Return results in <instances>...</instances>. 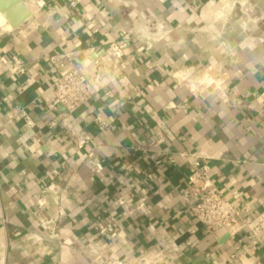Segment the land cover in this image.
Here are the masks:
<instances>
[{"label":"crops","instance_id":"crops-1","mask_svg":"<svg viewBox=\"0 0 264 264\" xmlns=\"http://www.w3.org/2000/svg\"><path fill=\"white\" fill-rule=\"evenodd\" d=\"M22 3L29 17L0 35V264H232L246 246L239 264H264V0ZM112 42L129 54L115 59ZM59 54L114 63L116 82L71 114L55 111L49 57ZM66 124L89 134L82 149ZM195 161L221 194L251 202L241 233H207L192 216L181 191Z\"/></svg>","mask_w":264,"mask_h":264},{"label":"built area","instance_id":"built-area-1","mask_svg":"<svg viewBox=\"0 0 264 264\" xmlns=\"http://www.w3.org/2000/svg\"><path fill=\"white\" fill-rule=\"evenodd\" d=\"M21 1L25 2L28 0ZM91 31L96 32V27H92ZM10 33L11 30L0 31V35ZM108 52L115 59L122 60L123 57L129 54V49L125 45L112 42L109 45ZM49 62L57 72L56 79L49 87L50 93L58 104L52 107L55 111L60 107L65 113L71 114L78 106L91 99L104 83L116 82L114 76L116 64L114 63L107 64L103 60L90 59L89 56H85L77 63H73L67 54L50 56ZM12 70L16 73L22 72L21 69L12 68ZM22 90V87L18 88V92ZM11 112L15 120L22 119L26 126L30 128L35 127V122L32 121L28 112L23 108L13 107ZM56 124V120H52L47 126L51 129ZM66 131L74 150L82 149L90 140L89 134L79 126L66 124ZM85 164L91 171L102 176V165L96 159L86 158ZM181 198L188 206L196 222L207 233L224 230L228 235L234 236L241 233L251 224V202H244L238 193H232L229 196L221 194L211 183L208 167L197 161L194 162V168L188 177L187 185L181 191ZM115 201L119 205L127 207L131 203L130 199H124L122 197L116 198ZM133 204L134 210H141L144 206V199L139 198ZM42 225L49 230V234L45 238L46 240H52L57 237V232L52 222L45 221ZM97 230L99 234L109 233L110 237L117 238L120 242H125L123 232L109 224L97 223ZM252 231L254 235L258 236L257 227H254ZM161 244L163 245V243ZM185 244L190 245V242H186ZM247 249L248 247L246 246L232 253L230 255L231 263L239 264L241 256ZM161 250L166 251V247L163 246ZM159 254H161V251H156L153 257L156 258ZM99 261L103 263L105 258H99ZM111 264L124 263L112 262ZM135 264H150V261L145 258H140Z\"/></svg>","mask_w":264,"mask_h":264},{"label":"water","instance_id":"water-1","mask_svg":"<svg viewBox=\"0 0 264 264\" xmlns=\"http://www.w3.org/2000/svg\"><path fill=\"white\" fill-rule=\"evenodd\" d=\"M0 12L13 28L18 27L30 15L28 9L20 0H0ZM12 13H16V16H11Z\"/></svg>","mask_w":264,"mask_h":264},{"label":"bare ground","instance_id":"bare-ground-1","mask_svg":"<svg viewBox=\"0 0 264 264\" xmlns=\"http://www.w3.org/2000/svg\"><path fill=\"white\" fill-rule=\"evenodd\" d=\"M21 1V0H20ZM22 3V1H21ZM23 4V3H22ZM16 16V13H12L11 16ZM0 26L6 30H11L13 27L10 25L9 22L6 21V18L3 16V14L0 12ZM193 86V85H192Z\"/></svg>","mask_w":264,"mask_h":264},{"label":"rangeland","instance_id":"rangeland-1","mask_svg":"<svg viewBox=\"0 0 264 264\" xmlns=\"http://www.w3.org/2000/svg\"><path fill=\"white\" fill-rule=\"evenodd\" d=\"M1 30H4V31H6V29H3V28L0 26V31H1Z\"/></svg>","mask_w":264,"mask_h":264}]
</instances>
